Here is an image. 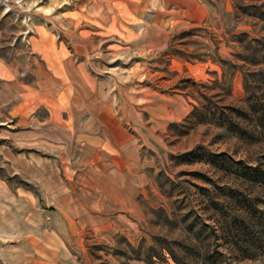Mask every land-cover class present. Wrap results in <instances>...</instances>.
<instances>
[{
    "label": "rangeland",
    "instance_id": "obj_1",
    "mask_svg": "<svg viewBox=\"0 0 264 264\" xmlns=\"http://www.w3.org/2000/svg\"><path fill=\"white\" fill-rule=\"evenodd\" d=\"M141 14L164 25L153 48L125 0H0V69L12 62L31 84L53 54L68 55L89 76L80 85H96L140 136L161 196L134 228L61 238L52 193L8 152L50 159L38 144L33 154L15 143L0 109V264H264V186L239 173L264 162L249 114L264 101V0H196L195 10H161L155 21V10ZM157 103L168 121H153Z\"/></svg>",
    "mask_w": 264,
    "mask_h": 264
},
{
    "label": "crops",
    "instance_id": "obj_2",
    "mask_svg": "<svg viewBox=\"0 0 264 264\" xmlns=\"http://www.w3.org/2000/svg\"><path fill=\"white\" fill-rule=\"evenodd\" d=\"M195 7L196 0H125V10H140V39L148 49L153 48V41L163 40L164 25L149 23L142 10H155V21L161 10ZM46 67L31 72L30 84L14 63L2 64L0 109L12 119L14 142L27 143L32 153L38 144L50 161H37L31 153L15 156L8 152V157L52 193L58 206L52 223L61 238L81 239L87 231L134 228L144 219L145 206L153 207L161 200L148 176L151 166L141 153L140 136L129 130V121L116 116L113 104L105 102L96 85H80L89 76L68 55L53 54ZM163 104L149 110L153 121L166 122L171 117ZM41 107L48 115L39 121L36 113ZM21 120H28L26 128L17 127Z\"/></svg>",
    "mask_w": 264,
    "mask_h": 264
},
{
    "label": "trees",
    "instance_id": "obj_3",
    "mask_svg": "<svg viewBox=\"0 0 264 264\" xmlns=\"http://www.w3.org/2000/svg\"><path fill=\"white\" fill-rule=\"evenodd\" d=\"M251 112L249 113L252 115L254 120V128L256 132L264 137V101L255 102V104L251 105ZM237 115L246 119L250 117V115L246 112L236 110ZM232 130V127L229 126ZM232 131H235L237 135L240 137H245L248 135V132L244 129L240 128H233ZM240 175L244 177V179L249 180L251 182L257 183L261 186H264V162L260 163L259 165L251 166V165H244L239 168Z\"/></svg>",
    "mask_w": 264,
    "mask_h": 264
}]
</instances>
